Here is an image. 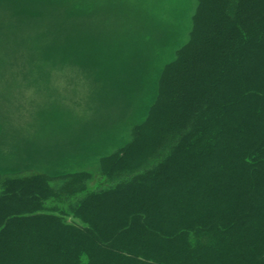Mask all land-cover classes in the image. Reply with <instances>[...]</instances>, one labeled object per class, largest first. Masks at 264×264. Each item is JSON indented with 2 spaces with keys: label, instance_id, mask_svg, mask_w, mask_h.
Segmentation results:
<instances>
[{
  "label": "trees",
  "instance_id": "trees-1",
  "mask_svg": "<svg viewBox=\"0 0 264 264\" xmlns=\"http://www.w3.org/2000/svg\"><path fill=\"white\" fill-rule=\"evenodd\" d=\"M195 3L97 173L0 175V264H264V0Z\"/></svg>",
  "mask_w": 264,
  "mask_h": 264
},
{
  "label": "rangeland",
  "instance_id": "rangeland-1",
  "mask_svg": "<svg viewBox=\"0 0 264 264\" xmlns=\"http://www.w3.org/2000/svg\"><path fill=\"white\" fill-rule=\"evenodd\" d=\"M195 5L0 0V175L97 173L144 122Z\"/></svg>",
  "mask_w": 264,
  "mask_h": 264
}]
</instances>
